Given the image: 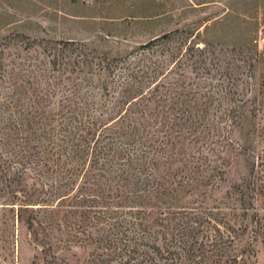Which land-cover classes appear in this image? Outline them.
<instances>
[{
  "label": "trees",
  "instance_id": "trees-1",
  "mask_svg": "<svg viewBox=\"0 0 264 264\" xmlns=\"http://www.w3.org/2000/svg\"><path fill=\"white\" fill-rule=\"evenodd\" d=\"M178 33L113 59L74 41H42L41 52L2 75L17 101L28 96L19 117L4 118L8 107L0 105V191L17 207L19 221L45 232L58 224L70 243L92 246V262L97 257L99 264H246L227 247L232 240L221 222L211 221L204 231L196 209L181 201V191L166 184L156 166L165 153L161 144L174 146L179 126L176 109L160 92L167 65L152 53ZM25 39L17 34L0 46H22ZM90 87L97 91L92 97ZM176 107V114L189 109ZM224 115L234 120L237 109ZM259 160L253 170L264 184ZM257 225L264 232V221Z\"/></svg>",
  "mask_w": 264,
  "mask_h": 264
},
{
  "label": "rangeland",
  "instance_id": "rangeland-1",
  "mask_svg": "<svg viewBox=\"0 0 264 264\" xmlns=\"http://www.w3.org/2000/svg\"><path fill=\"white\" fill-rule=\"evenodd\" d=\"M175 31L152 53L167 65L160 92L176 109L179 126L174 146L161 144L165 153L156 166L164 182L181 191V201L196 209L204 231L211 221L221 222L234 255L264 264V232L257 225L264 221V184L253 170L264 158V104L257 105L264 103V0H0V43L17 34L26 38L22 46H0L4 118L19 117L28 96L17 101L2 75L41 52L38 43L74 41L113 59L135 56L142 45ZM96 92L90 87L86 93ZM181 103L189 109L176 114ZM231 107L234 120L224 115ZM4 118L1 113L0 128ZM7 197L0 191V264H99L97 257L92 262V246L70 243L58 224L45 232L19 221Z\"/></svg>",
  "mask_w": 264,
  "mask_h": 264
}]
</instances>
